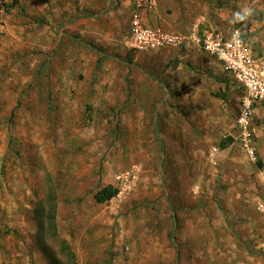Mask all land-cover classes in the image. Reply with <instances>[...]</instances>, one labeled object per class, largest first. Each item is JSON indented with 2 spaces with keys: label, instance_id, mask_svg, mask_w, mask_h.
<instances>
[{
  "label": "rangeland",
  "instance_id": "obj_1",
  "mask_svg": "<svg viewBox=\"0 0 264 264\" xmlns=\"http://www.w3.org/2000/svg\"><path fill=\"white\" fill-rule=\"evenodd\" d=\"M43 1L0 9V264H238L236 243L262 252L264 236L239 232L264 228V163L234 125L243 90H217L229 117L213 121L218 102L177 82V58L130 47L127 1ZM203 1L193 20L242 26L257 46L264 0ZM133 163L139 177L121 189ZM109 184L118 194L97 202Z\"/></svg>",
  "mask_w": 264,
  "mask_h": 264
},
{
  "label": "built area",
  "instance_id": "obj_2",
  "mask_svg": "<svg viewBox=\"0 0 264 264\" xmlns=\"http://www.w3.org/2000/svg\"><path fill=\"white\" fill-rule=\"evenodd\" d=\"M15 0H0V9ZM130 47L139 52L158 51L166 48L189 50L199 47L216 58L223 68L230 86L243 90L241 107L236 121L241 132L240 142L248 156L258 162L255 134L254 104L264 100V53L257 52L255 36L242 26L223 30L208 24L204 16L193 20L188 32H170L161 25L146 20L158 6V0H131ZM213 148L210 157H215ZM137 164H131L117 177L121 189H127L139 177ZM264 177V171H263ZM258 208L264 212V193Z\"/></svg>",
  "mask_w": 264,
  "mask_h": 264
},
{
  "label": "crops",
  "instance_id": "obj_3",
  "mask_svg": "<svg viewBox=\"0 0 264 264\" xmlns=\"http://www.w3.org/2000/svg\"><path fill=\"white\" fill-rule=\"evenodd\" d=\"M37 1L40 3L43 0H37ZM37 1L34 0L33 2L36 6H37ZM125 1L129 3L130 9L132 11L131 0H125ZM42 5H43L42 7H46L48 6V3H46V1H43ZM79 5L81 6L82 9L83 4L79 3ZM203 8H204L203 0H158L157 9L152 14L146 16V20L153 25H161L170 32L186 33L190 28L192 20ZM259 22L261 23L256 24V26H254L253 29L256 30V33L259 36L258 37L259 40L257 41V46H258L257 52L264 53V17L261 20H259ZM221 28L225 31H228V29H225V27L223 26H221ZM159 51L164 53H170L172 58L174 59L177 58L179 60L177 66L179 70L177 82H181V80H185L188 83L193 80L192 83L197 86V90H199L200 88H202L203 90L200 93H198L199 97L202 95H206L205 97L207 100L213 101L214 103L218 102L217 104L218 107L215 105L216 107L214 108V111L210 115L213 121L220 122L221 120L224 121L229 117L226 114L227 111L226 102H222L223 100H221L223 94L217 93V90L225 91L226 90L225 82L227 85H229V83L221 66V63L216 58L208 55L206 52L202 51L199 47L196 46L190 48L189 50L166 48V49L158 50L157 52ZM203 85H206V91L203 89ZM209 86L211 88H209ZM194 94L197 95V92H195ZM188 95L189 93L186 96ZM241 100H242V96H241ZM260 105L261 103L254 108V112H253L254 121H255L254 130L256 134L258 157L259 160L261 159L262 162L264 163V103L261 106L262 108L261 110H259ZM257 109H258L257 112L258 116L256 114ZM236 117L234 119V125L235 127H237V139L239 142V146L241 150L244 152V154L249 159H251L240 142L241 132L239 130V126L237 125ZM258 121L261 122H259V125H256ZM225 137L226 138L222 140L224 141L223 142L224 147L227 146L225 144L226 141L232 139L231 136H227V134L225 135ZM212 148H218V151L216 152L215 157L213 158L209 157V158L213 165H218V155L220 149L217 145L212 146ZM255 164L257 165V163ZM261 174H262L261 176L262 183L264 186L263 172H261ZM261 198L259 197L256 198L257 201L256 205H257V209L261 213H264L258 208V202L259 199ZM241 211L244 215L247 214L246 212H244V210L241 209ZM239 232L241 233L242 237L244 239H248L249 242L253 241V239H255L260 234L264 236V228H260L259 223L257 221L256 223L252 222L250 225L248 224L246 226L245 225L241 226L239 228ZM253 242H258V245L256 247L259 248H261L262 246L264 247V238H262V240H254ZM235 246H236L235 248L231 247V250H229V255L235 258V261L238 264H247V262H250L249 264H264L263 247H262L263 248L262 252L257 253L255 255L254 254L249 255V253H245L243 251V248L240 247L238 243H236ZM249 259L251 261H249Z\"/></svg>",
  "mask_w": 264,
  "mask_h": 264
},
{
  "label": "trees",
  "instance_id": "obj_4",
  "mask_svg": "<svg viewBox=\"0 0 264 264\" xmlns=\"http://www.w3.org/2000/svg\"><path fill=\"white\" fill-rule=\"evenodd\" d=\"M118 192L119 189L116 186H114L113 184H109L97 191L94 195V198L97 202L103 203L116 196Z\"/></svg>",
  "mask_w": 264,
  "mask_h": 264
}]
</instances>
